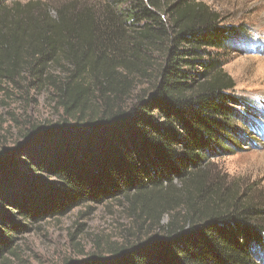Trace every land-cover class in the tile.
I'll list each match as a JSON object with an SVG mask.
<instances>
[{
  "label": "trees",
  "instance_id": "1",
  "mask_svg": "<svg viewBox=\"0 0 264 264\" xmlns=\"http://www.w3.org/2000/svg\"><path fill=\"white\" fill-rule=\"evenodd\" d=\"M248 33L201 0H0V80L23 73L76 119L0 155V257L37 222L122 201L160 232L83 264H264V202L215 167L252 141L254 113L222 57ZM126 44L131 57L160 45L164 62L147 94L110 111L132 83Z\"/></svg>",
  "mask_w": 264,
  "mask_h": 264
},
{
  "label": "rangeland",
  "instance_id": "2",
  "mask_svg": "<svg viewBox=\"0 0 264 264\" xmlns=\"http://www.w3.org/2000/svg\"><path fill=\"white\" fill-rule=\"evenodd\" d=\"M15 1L27 3L33 0ZM41 1L52 6L67 2L97 6L115 0ZM201 1L219 13L226 23L244 25L249 31L247 42L222 57L226 73L236 84L234 95L244 98L247 109L254 113L250 114L252 141L245 146L244 152L219 159L215 167L220 175L235 183L237 190H247V195H254L256 200L264 202V0ZM128 47L131 45L119 46L121 51L128 50L124 56L132 63L129 75L132 83L128 84L123 92L125 97L120 101L114 100L115 95H109L110 111L129 107L143 93L147 94L164 62L165 53L160 51V45L153 46L150 51L144 49L150 54L137 57L130 56L132 51ZM21 74L16 75L15 82L0 80V155L24 142L25 135L32 130L56 127L66 120L69 125L76 124V119L64 114L50 91L26 89L27 81ZM101 84L105 87L104 81ZM100 89V85L94 89L95 103L90 106L96 115L105 108L106 100L97 92ZM90 112L84 116L85 121ZM137 216V213H130L122 201L76 207L63 216L37 222L29 231L16 234L12 251L0 257V264H83L94 261L109 255L115 248L145 241L160 232L150 221L137 219ZM162 222H168L166 216Z\"/></svg>",
  "mask_w": 264,
  "mask_h": 264
}]
</instances>
